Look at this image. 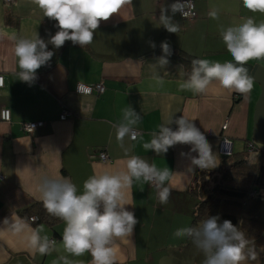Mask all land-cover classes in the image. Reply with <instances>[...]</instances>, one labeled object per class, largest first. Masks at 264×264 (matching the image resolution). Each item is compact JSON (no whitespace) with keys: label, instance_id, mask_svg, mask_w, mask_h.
Masks as SVG:
<instances>
[{"label":"crops","instance_id":"obj_1","mask_svg":"<svg viewBox=\"0 0 264 264\" xmlns=\"http://www.w3.org/2000/svg\"><path fill=\"white\" fill-rule=\"evenodd\" d=\"M184 1V0H181ZM196 18L182 20L178 12L172 16L180 25L178 33H169L159 21L161 8L176 0H132L118 14L101 21L91 44L82 48L66 41L59 49L50 43L51 59L37 70L31 83L19 80L18 58L14 54L13 37L34 38L37 34L46 43L58 29L55 20L43 17L32 0H0V112H11L9 123L0 120V264H63L67 257L72 264H90V253L75 257L65 252L62 234L63 220L51 226L45 222H30L22 211L40 203L39 184L44 177L68 178L83 191V182L94 174L125 169L127 157L137 155L154 163L158 169L172 172L166 187L171 196L161 204L158 189L134 181L125 190L129 205L138 223L129 238L114 240L115 264H203L205 256L187 237H176L179 228L190 227L194 201L188 194L194 176L200 171H217L222 157L218 140L226 136L235 148L243 150L251 141L253 112L260 95L254 84L247 96L223 89L213 81L206 92L194 94L181 90L187 80L185 66L168 57L160 67L158 58H145L167 42L171 51H182L193 59L226 62L232 57L221 38L222 29L238 25L246 17L264 22V13L251 12L243 0H191ZM216 10L218 18H210ZM168 15H172L169 8ZM9 16L14 23L6 24ZM155 44L153 48L151 45ZM248 65L264 67V59L250 60ZM162 80V83H158ZM102 83L101 95H79L78 84L93 86ZM131 106L141 115L135 126L142 139H124V148L116 140V125L122 120V110ZM71 117L60 121L62 111ZM184 116L192 121L217 155V167L201 170L191 164L190 145L177 144L157 155L146 150L152 134L171 117ZM43 123L31 135L21 130L23 123ZM227 127L222 130L223 124ZM173 130L175 123L169 125ZM103 152L109 162L101 163L97 154ZM192 169V170H191ZM259 218L264 222V209ZM39 232L55 240V249L41 255L31 245V235ZM257 259L242 264H264V247H254Z\"/></svg>","mask_w":264,"mask_h":264},{"label":"clouds","instance_id":"obj_2","mask_svg":"<svg viewBox=\"0 0 264 264\" xmlns=\"http://www.w3.org/2000/svg\"><path fill=\"white\" fill-rule=\"evenodd\" d=\"M32 3L42 11L43 17L57 22L55 27L58 31L50 36L47 43L38 34L31 39L13 37L14 54L20 69L19 80L29 84L37 78V70L53 56V52L47 50L49 43L59 49L66 41H71L84 48L93 42L100 22L109 20L125 6L132 5V0H32ZM188 6L194 7L191 0H184L183 3L176 0L168 8L162 7L160 24L169 33H178L180 25L173 21L172 16L179 12L186 17L188 13L184 9ZM243 6L253 13H264V0H243ZM169 8L172 15H168ZM209 16L217 19L218 12L212 10ZM221 38L232 60L221 63L193 59L187 80L179 85L181 90L200 94L206 92L213 81H218L229 92L244 96L251 93L254 78L246 65L250 60L264 59V22L256 23L254 18L246 17L242 23L222 29ZM151 46L154 48L155 44ZM161 49L163 55L157 63L163 67L169 63L167 57L172 53L166 41L161 43ZM122 113V120L115 127L116 140L124 148L125 137L133 141L138 137L142 139L135 127L141 115L131 106L125 107ZM10 114V111L3 112L5 118ZM192 121L183 115L175 120L173 117L167 119L159 126V131L152 134L151 141L143 144L144 149L159 155L167 153L177 144L190 145V152L197 153L191 157L193 166L201 170L217 167L218 157L213 153L212 145ZM173 123L178 126L176 130L169 127ZM129 152L130 149L124 148L127 157L124 170L90 176L83 182V191L79 194L77 186L66 177H44L39 184L44 208L65 223L62 244L68 254L79 257L90 253V264H115L114 240L131 237L138 223L134 212L125 207L129 205L125 190L130 189L134 181L155 185L159 202H168L171 190L164 185L172 173L170 169H158L154 163L129 155ZM174 235L190 238L203 252V264H242L246 259H257L258 253L254 247H249L244 232L230 220L219 222L218 216H208L198 226L179 228ZM55 244V240H50L47 235L41 237L39 232L31 235V245L41 255L50 254ZM59 259L63 264H72L65 256Z\"/></svg>","mask_w":264,"mask_h":264},{"label":"trees","instance_id":"obj_3","mask_svg":"<svg viewBox=\"0 0 264 264\" xmlns=\"http://www.w3.org/2000/svg\"><path fill=\"white\" fill-rule=\"evenodd\" d=\"M6 24L14 23L7 16ZM171 55L185 66V75L191 72L193 57L178 51H171ZM162 49L151 51L145 58H159ZM167 57V58H168ZM245 143L243 150L223 158L217 171L198 172L190 185L188 194L194 201L191 226H198L208 216H218L219 222L230 220L249 240V247H264V222L259 218L264 206V149L255 147L250 152ZM254 192V197L250 194ZM35 215L38 222H45L51 226L61 221L50 215L43 203H34L22 211L21 216L28 218ZM188 240H191L188 238Z\"/></svg>","mask_w":264,"mask_h":264},{"label":"built area","instance_id":"obj_4","mask_svg":"<svg viewBox=\"0 0 264 264\" xmlns=\"http://www.w3.org/2000/svg\"><path fill=\"white\" fill-rule=\"evenodd\" d=\"M11 0H5L6 3H9ZM182 3L184 1H181ZM191 5H194L191 1ZM185 12L188 13V15L186 17H183L179 12V16L182 20H186V21H193L196 18V13H195V8L192 6H188L185 7L184 9ZM79 85V84H78ZM78 85L76 86L75 92L79 95H101L104 92V86L102 83H98L96 85L93 86H86V85H81V90L78 91ZM3 87V78L0 77V89ZM8 111V110H2L0 112V120L4 123H9L10 120V116L5 118L3 116V112ZM71 117V114L64 110L62 111V113L59 115V120L60 121H66L68 118ZM44 124L43 123H23L21 124V130L26 133L27 135H31L36 129L41 128ZM227 127V122H225L222 126V130H225ZM130 141H133L130 139ZM256 145L252 142H250L248 144V149L250 152L254 151ZM218 154L222 157V158H226V157H230L232 155V141L226 137V136H221L218 140ZM97 158L99 159V161L101 163H108L109 159L107 157V155L103 152H99L97 154ZM0 179H2V176H0ZM149 186H155L153 184H148ZM255 193L252 192L250 194V197H254ZM37 219L36 217H30L29 221L30 222H35Z\"/></svg>","mask_w":264,"mask_h":264},{"label":"water","instance_id":"obj_5","mask_svg":"<svg viewBox=\"0 0 264 264\" xmlns=\"http://www.w3.org/2000/svg\"><path fill=\"white\" fill-rule=\"evenodd\" d=\"M249 74L254 78V84L260 88V95L256 101L253 112V129L251 141L256 146H264V67L259 65H246Z\"/></svg>","mask_w":264,"mask_h":264},{"label":"rangeland","instance_id":"obj_6","mask_svg":"<svg viewBox=\"0 0 264 264\" xmlns=\"http://www.w3.org/2000/svg\"><path fill=\"white\" fill-rule=\"evenodd\" d=\"M260 149H264V146H258ZM235 153H238V152H240V150L238 151L236 148H235ZM262 209H264V206H262ZM262 211V210H261Z\"/></svg>","mask_w":264,"mask_h":264}]
</instances>
